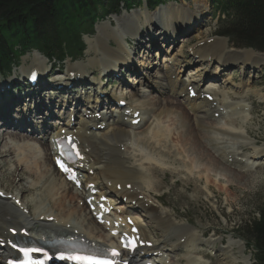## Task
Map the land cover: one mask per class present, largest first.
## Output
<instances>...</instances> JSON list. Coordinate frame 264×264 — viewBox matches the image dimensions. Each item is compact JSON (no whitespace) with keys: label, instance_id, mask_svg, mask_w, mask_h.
<instances>
[{"label":"bare ground","instance_id":"obj_1","mask_svg":"<svg viewBox=\"0 0 264 264\" xmlns=\"http://www.w3.org/2000/svg\"><path fill=\"white\" fill-rule=\"evenodd\" d=\"M161 13L163 18L160 20L162 27L159 40L163 31L179 33L191 24V17L185 7L175 3L163 8ZM151 22L147 11L140 10L128 16L122 30L116 31L111 22L98 27L97 36L88 40L87 50V53L93 51L96 56L89 59L87 64H69L67 75L64 77L69 73L74 74V77L70 78V82L68 77L62 79L63 83H72L78 78L86 79L88 68H98L100 65L103 74L127 66L130 68L128 71L136 73L137 69L132 64L133 53L127 48V38L137 39L139 35L144 34V26H152ZM158 39L152 37L149 42L154 43ZM112 42L116 48L111 45ZM139 44L140 48L137 46L135 52L143 47L142 42ZM227 46L225 40H215L193 47L192 56H196L197 63H201L196 74L205 70L202 69L205 65L213 67L210 71L211 77L221 74V68L231 64H239L241 70L242 67H250V70L264 66L263 55L253 50L224 52ZM173 49L169 57L165 58L166 63L158 66L157 69L161 73L155 76L156 81L151 85L144 79L148 90L140 88L136 93L125 95L121 92L112 97L118 101L126 99L127 111L114 110L104 113L102 110L92 112L91 108H87L81 113L83 116L75 122V126L71 127L75 109L66 120L57 123L59 127L55 128L54 132L61 136L62 132L66 131L67 135L79 144L81 152V161L71 170L72 175L69 173V176H73L76 182L83 178L87 185L94 184V190H100L98 182L103 180L109 196L113 197L109 199L106 193L101 192L94 199L98 201L108 198L106 202H100L105 208L114 207L115 214L122 212L130 216L139 228L140 241L151 243L153 246L152 249H144V252L155 254L163 264H168L166 252L178 256L183 253L181 261L186 264H204L198 260L207 257L206 251L202 250L203 246L212 252L216 251L220 260H224V264H250L251 257L246 256L243 241L227 237V243H224V239L216 234L209 238L206 234L198 232L195 227L176 223L178 217L173 214V205L166 202L168 200L164 201V196L159 192L169 176L174 179L183 177L186 183L193 181L194 185L196 184V195L202 193V190L212 197L216 196L215 190L223 193L227 204L238 201L232 186L244 190L251 189L261 176L264 145H257L249 136L248 123L252 115L246 99L250 95L260 98L263 95L253 91L249 82L242 81L235 85L236 83L227 77L224 80L228 86L227 90L219 91L216 86H202L197 92V98L190 100L187 89L194 85V81L185 80L173 73L172 68L178 64L174 55L177 50L173 52ZM31 55V67L24 64L22 69L23 73H27V77L33 69H46L45 59L40 53L35 51ZM149 58L147 56L142 59L150 61ZM141 65L145 67L146 64ZM182 70L178 73H183ZM101 77L105 78L104 75ZM153 77L150 76L149 79ZM9 84L12 82L5 81L0 84V88L4 89ZM206 95H211L213 99L207 101ZM12 102L13 100H6L0 103V117L3 115L6 118L2 119L0 126L16 128L7 136L2 134L6 133V130L0 131V144H6L3 145V150H0V182L4 186L0 187V193L4 196L0 197V252L5 256L12 253L13 243L17 238L30 237L32 240L49 242L52 240V234L56 237H76L99 250L114 245L112 232L117 229L112 227L118 223L128 232L130 228L126 226V219L117 220L116 223L107 221L109 223L100 227L99 234H95L91 227L97 226V220L93 214H90V219H84L85 210L78 207L81 202L82 206L87 205L89 190L87 193H79L76 185L67 183L55 169V150L45 135H39L37 132L27 135L17 130V126L22 125L19 122L24 119L27 123L28 117L27 113L23 112L26 110L22 109L20 121L17 122V111L10 107ZM21 112L19 111V114ZM136 112H139L140 121L137 126H133L131 122ZM59 113L63 115L65 112L60 108ZM97 113H100L99 118L96 117ZM12 114H16V120L9 118ZM46 116L47 114L44 115ZM7 139L9 143L18 146H9ZM36 145L44 150V161L38 159L37 147H34ZM249 149L251 154L245 152ZM12 166L17 167L12 169ZM41 168L44 169L43 173L39 172ZM160 174H163L164 179L156 184L153 175ZM25 176L34 183L28 184ZM179 183L180 180L175 186ZM198 185L204 186V189L200 191ZM34 192L41 194L34 196ZM29 194L31 199L26 196ZM10 195L12 196L9 197ZM123 198L132 203L134 214L129 204L119 207L113 205ZM21 200L24 205H21ZM182 200L183 198L179 202ZM45 202L51 204L52 208H48L49 204L46 207ZM91 206L96 204L92 203ZM97 211L100 212V209ZM138 213L147 216V220L143 221L141 217L135 216L133 219L132 216ZM4 255H0V259H4Z\"/></svg>","mask_w":264,"mask_h":264},{"label":"rangeland","instance_id":"obj_2","mask_svg":"<svg viewBox=\"0 0 264 264\" xmlns=\"http://www.w3.org/2000/svg\"><path fill=\"white\" fill-rule=\"evenodd\" d=\"M178 3H175L177 5L183 6L185 7V10L187 12V14L189 15V17H191V24L187 25V29H185L184 31H181V34H184L183 36H187L184 38H180L179 40H177V42L174 45H177V47H175L173 50V52L175 55V59L177 61V63H179V59L181 56V62H186V64H188V68L186 70V73L183 74L184 78H191L194 76L196 68L198 65H194L195 61L193 60V58L189 57L191 56L190 54V49L194 46V45H199V44H203L206 43L207 41L212 40L211 42H213V40L218 39L220 41V39H224V38H220L217 37V33L221 30V27H219L217 25V21L212 20V10L210 8V3L208 0H194L191 2H185L183 0H178ZM174 4L173 3H169L167 5H164L163 7H159L157 8L155 11L150 12L148 14L149 18L151 19V25L150 27H148L149 31L146 32V30L144 31L145 33L142 34L143 37L141 38V36L139 37L138 41L135 40L134 38L130 41H132V46H130L129 48L133 51V49H136L137 46H139L140 48V44H143V47H141V49L139 50V48L137 49V53L135 55H133V60L135 61V66H137V70L139 71V74H145L143 76L139 75L136 76L137 79H133L134 83L135 81H137V83H139V81L141 82L140 84L136 85V83L133 85L132 88H129L126 86V89L128 90H133L132 93H136L138 89H148V85L144 84L142 82V80L144 81L147 80L149 82V84L152 85V81L155 80L153 78H155V76L157 74H159L160 71H157L159 69L156 70H152L155 66H152L153 68H147L146 66H150L151 65H157L159 66L160 64H165V57L168 55L167 53H163V55H161L159 57V55L157 54V56H151L148 54V56L151 58L150 61L148 60H143L142 58H144V53H149V49L150 46L148 45V37L151 36L153 38H159V31H161L160 28V19L161 17L163 18V13H161L163 8H166L170 5ZM144 10V8L142 9V11ZM201 11H203L204 15L206 18H204L203 22H199L198 23V19L201 18H196L197 17V13H200ZM134 13H138V11H133ZM132 13H122L120 16H113L110 17L107 21L104 22H100L96 27L94 32L90 35V36H85L83 39L86 43V51H85V57L84 59H82L83 61H88L89 59L93 58L94 56H96V54L93 53V51H91L90 53H87V50L89 49V42L88 40L94 39L97 36V30L98 27H100L101 25L107 23V22H111V25H113V27L116 29V31H118L119 29H124V26L128 20V16L132 15ZM202 13H200L201 15ZM199 15V16H200ZM204 17V16H203ZM195 18V19H194ZM193 19V20H192ZM199 24L197 26H194L195 24ZM157 26V27H156ZM187 30V31H186ZM158 35V36H157ZM175 38V37H174ZM128 39V38H127ZM174 40V39H172ZM160 41V40H159ZM158 41V42H159ZM226 41V40H225ZM202 42V43H201ZM226 43L229 45V47L227 46L226 49H224V52H228V51H233V52H243V51H248V50H244V49H239V48H235L233 47V45H230V42L226 41ZM111 45L113 47L116 48V45L112 42ZM194 46V48L196 47ZM179 48V50H178ZM225 48V47H224ZM167 50V49H165ZM258 53V52H256ZM32 53L23 56L19 61L18 64L20 65L19 68H17L15 70L14 76H12L10 78V80H21V83L23 81L24 75L21 77L22 73H23V66L24 64L26 65V67H31V63H32ZM87 54V55H86ZM88 54L90 56H88ZM156 54V53H154ZM152 54V55H154ZM184 54V55H183ZM261 54V53H259ZM262 55V54H261ZM169 57V56H167ZM188 57V60H187ZM26 61V62H25ZM69 61V60H68ZM65 61L64 63H58V62H46L48 63V69L46 71V74L49 71L50 65H57V68L61 71H66V67L68 68L69 64H73L70 61ZM143 61H145V67L140 66V63H144ZM68 62V65H67ZM81 62V61H80ZM87 62V63H88ZM189 62V63H188ZM198 62V61H197ZM196 62V63H197ZM81 63H85L86 62H81ZM155 63V64H153ZM240 63V62H239ZM201 65V63H200ZM134 66V65H133ZM186 66V65H185ZM229 66V65H227ZM226 66V67H227ZM160 67V66H159ZM181 67V68H179ZM177 66L172 69L173 72L178 75V70H182V67H184V65L181 66ZM45 68H47V66H45ZM179 68V69H178ZM101 65L98 68H91L89 69V71H87V75L89 72V82L93 83L94 81L92 80V78H96L97 75H100L101 73ZM179 70V71H180ZM248 71V69H245ZM252 71H248V74L250 72L251 76L248 77V82L250 83V85L254 88L253 91H257L259 92L261 95H263L262 98H260L259 96L257 97L256 95L253 97H250L248 102L249 105L252 106V110H251V119L248 123V131H249V136L254 139L257 143V145L259 146H263L264 145V66H261L260 68L258 67V69H250ZM253 70H256L255 72H253ZM183 71V70H182ZM192 71V73H191ZM57 72V71H56ZM150 72V73H149ZM161 73V72H160ZM204 73V72H203ZM203 73L201 72L198 76H196V80H200L201 77L203 76V78L205 77L203 75ZM45 74V75H46ZM57 74L54 73L53 77L51 79H49L50 81H53L56 79ZM226 75H231L233 81L238 85V83H241L242 80L244 79L243 76V72L241 71V69L239 68V66L237 65H230L227 68L226 71ZM131 76V75H129ZM149 76H154L151 79H146L149 78ZM118 77V76H117ZM145 77V78H144ZM119 78V77H118ZM144 78V79H143ZM128 79V77H127ZM113 79H110V81ZM224 80L225 77H221L219 78V82L217 83V87L222 91L227 90V85H224ZM126 80H121V82H124ZM194 81V80H193ZM43 82H46L45 79H43ZM120 82V81H119ZM152 82V83H151ZM115 87H112L111 89L105 85V90L111 93H119L121 91V87H118V83H115ZM145 85V86H144ZM92 88V87H90ZM80 89V94H81V99L82 100H88L91 97H93V93L90 90L87 91V93H84V87L82 88H77L76 90L79 91ZM137 89V90H135ZM135 90V91H134ZM156 96L158 97V94H156ZM160 98L162 99L163 97L160 96ZM248 99V98H247ZM263 99V100H262ZM235 100H239L238 98H235ZM72 103H75V101L72 99L71 100ZM247 104V101H246ZM248 105V104H247ZM8 129V128H7ZM4 129H1L0 131H2ZM4 134V133H3ZM7 134V133H5ZM9 138V137H8ZM6 142H8L7 144L9 146H14V144L11 142L9 143V139L6 140ZM263 144H259L262 143ZM0 150H3V145L4 144H0ZM11 146V147H12ZM18 146V145H17ZM20 146V145H19ZM34 147H37V157L38 159H40V161H44L45 159V153L44 150H42V148L39 145H36ZM33 147V148H34ZM245 149V148H244ZM250 150V149H249ZM246 150L245 152L247 153ZM251 151V150H250ZM18 154V153H17ZM16 154V155H17ZM21 158V156H20ZM5 159H9V158H5ZM23 159V158H21ZM3 166V164H2ZM262 166V172L260 173V178L258 179L257 183L251 187V189H241L239 187H234L232 186V190L233 193H235V195L238 198L237 202H232L227 204V200L225 197V194L220 193V192H216V198L210 196L209 194H207V192L203 191L202 189H204V186L202 185H198L200 191L202 193L196 195V192L194 190V186H196V184L194 185L193 181H190L189 183H186L185 179L182 177L179 178H172V177H168V181L166 182V184L164 185L163 189L161 192H159L161 195L164 196V201L169 202L170 204L173 205V214L176 215V217H178V222L176 223H185L187 226L190 227H195L197 228L198 232H201L203 234H206L208 237L210 238L211 236H213V233L218 237L222 236L223 239L228 236V237H232L235 240H243L246 243V254L247 255H251L252 256V260L250 259L251 264L254 263L253 260V255H254V251L250 249V247L248 246L249 243L251 244L249 238L246 236L245 234V225L246 223H248L250 220L253 219H257L259 217V209H261L264 206V163L261 164ZM15 167L17 166H12V169H15ZM20 167V166H19ZM41 173L44 172V169L41 168V170L39 171ZM27 179L26 181L28 182V184H31L33 182L32 179H30L28 176H25ZM153 179L155 180L156 184L161 183L162 180L164 179L163 174L160 175H153ZM29 178V179H28ZM180 180V183L176 184V182H178ZM34 183V182H33ZM99 184L101 185V189L106 188L105 183L103 180L99 181ZM0 187H4L3 184H1L0 182ZM26 187H28V185H26ZM0 188V189H2ZM30 189V187H28ZM32 189V188H31ZM174 189V190H173ZM168 190V191H167ZM36 194H41V193H36L34 192V196H36ZM61 193H59L58 197L60 198ZM12 196V195H10ZM28 199H31V195H26ZM183 198L182 201L179 202V200L181 198ZM56 199V198H55ZM83 205V202H81ZM80 203V204H81ZM46 207H48L47 202H45ZM178 204V205H177ZM19 205V204H18ZM21 205L23 204V201L21 200ZM19 205V206H21ZM32 205H34L33 201H32ZM78 205V204H76ZM51 204H49V209L52 208ZM21 208L23 209V206H21ZM81 209V208H80ZM83 209V208H82ZM85 210V209H84ZM26 214L28 215V211L25 210ZM176 213V214H175ZM83 218H89L86 211L83 214ZM96 225V224H95ZM93 230L98 233L100 231L99 227H93ZM176 232V230H175ZM219 235H218V234ZM221 237V238H222ZM224 243H227L226 240L223 241ZM219 247V246H218ZM169 257V261L171 264H178L179 261H177V258L174 257L173 255L166 253ZM208 256L211 260L210 264H224V260H220L221 258L218 256L215 257L214 252L211 254L210 252H207ZM246 255V256H247ZM177 256V255H176ZM179 259L180 261L183 260L182 259V254H179ZM206 264H209V262L205 261Z\"/></svg>","mask_w":264,"mask_h":264},{"label":"trees","instance_id":"obj_3","mask_svg":"<svg viewBox=\"0 0 264 264\" xmlns=\"http://www.w3.org/2000/svg\"><path fill=\"white\" fill-rule=\"evenodd\" d=\"M177 0H0V72L9 73L25 55L38 51L63 60L80 57L83 37L109 16L144 2L155 9ZM191 1V0H186ZM222 20L220 36L237 48L264 53V0H208ZM245 225L255 250V264H264V206Z\"/></svg>","mask_w":264,"mask_h":264},{"label":"snow or ice","instance_id":"obj_4","mask_svg":"<svg viewBox=\"0 0 264 264\" xmlns=\"http://www.w3.org/2000/svg\"><path fill=\"white\" fill-rule=\"evenodd\" d=\"M61 167L63 168V165L62 164H61ZM65 170H67V169H65ZM125 246L127 247V245H125ZM22 251H24V253H25L26 256H28L30 254V250L24 249ZM113 255H117V253L116 252H113ZM74 259H85V260H87L89 258H86V257H74ZM92 264H94V262H92Z\"/></svg>","mask_w":264,"mask_h":264}]
</instances>
